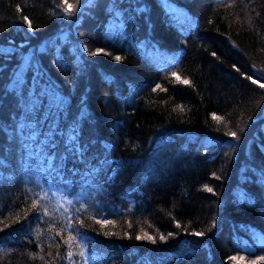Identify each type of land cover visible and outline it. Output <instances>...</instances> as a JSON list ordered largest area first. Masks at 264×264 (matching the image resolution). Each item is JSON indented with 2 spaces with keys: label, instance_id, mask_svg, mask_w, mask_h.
Wrapping results in <instances>:
<instances>
[{
  "label": "trees",
  "instance_id": "16d2710c",
  "mask_svg": "<svg viewBox=\"0 0 264 264\" xmlns=\"http://www.w3.org/2000/svg\"><path fill=\"white\" fill-rule=\"evenodd\" d=\"M59 2L0 0V264L65 253L67 217L84 221L79 264L264 256V79H246L264 77V0H80L69 18ZM37 194L53 231L24 216Z\"/></svg>",
  "mask_w": 264,
  "mask_h": 264
},
{
  "label": "snow or ice",
  "instance_id": "6c2138e0",
  "mask_svg": "<svg viewBox=\"0 0 264 264\" xmlns=\"http://www.w3.org/2000/svg\"><path fill=\"white\" fill-rule=\"evenodd\" d=\"M79 3H80V0H60L59 3H55V9H59V13H57L56 11H53L52 15L62 14L65 18H69V17L73 16L74 12L77 10ZM90 3H91V0H90ZM17 11H21V8L19 5L17 6ZM23 22L27 25V27L29 29H32V23L29 20L27 15L23 16ZM84 50L86 52H88V55H90V56H95L98 53L103 51L102 49H97L96 51H90L87 49L86 46H85ZM213 55H215V53H213ZM113 59H115L116 61H120L122 58L120 56H114ZM233 68H235L237 71H239V69L236 68L235 65H233ZM260 71H264V69H260ZM242 75H243V73H242ZM172 76L176 77L180 83L187 84V85L191 84V82L187 79H180V77L176 73H172ZM246 79L251 80L253 84H257L259 79H264V77H259L258 79H253L252 76H246ZM160 87L161 86L159 84H157L155 86V88H153V91H155L156 89H159ZM259 87L264 89V83H260ZM177 108L181 112L184 111L183 107H181V106H177ZM211 118L214 121H217L218 123L223 120V117L217 116L215 113L211 114ZM227 127H228V125H227V123H225V128H227ZM236 127L239 129L240 132L244 131V129L240 128L239 125H236ZM225 134L230 136L233 140L238 141L240 139L237 131L228 130ZM74 150L78 151V149H74ZM225 155L227 156L228 154L226 153ZM49 166L51 167V165H49ZM213 176L216 179L220 178V177L216 176L215 173H213ZM203 190L206 192H213V189L211 187H209L208 185H204ZM37 197H38L37 199H33L31 201V207L24 211V216L27 217L29 211H35L38 214V218L49 217L52 220V223L49 225V231H53L55 229V226H56V219L54 217H52V210L47 205L41 203V201L48 199L47 194H45L42 197L39 196V194H37ZM67 203L72 204V200H68ZM59 207L63 208L64 205L60 204ZM85 210H86L85 205L83 203L80 204L79 207L75 208L76 213H82ZM67 211H68V209H65V212H67ZM74 219H75L76 223H79L81 227H84V221L82 219H79L78 217L77 218L67 217L66 222L59 228V230L55 231V236H61V234L64 232L67 233V238L66 239L62 238V243L67 246V251L65 253L62 254L59 251V249L61 248V243H55V248L57 250L55 253V256H53L52 252L48 253V256L52 258L51 260L45 259L44 256L39 255L38 253H27L29 259H37L38 258L41 261H43V264H55L56 260H66V261H68V264H79V262L73 260V257L75 255H79L81 258H85L86 253H85V250H84L82 243L79 242L82 240V236L74 228ZM89 219H93V217L89 216ZM19 220H20V216H19V214H17L14 217L13 222H19ZM95 223L101 224V227L103 228L104 225L113 224L114 222L111 220H108V219H104V220L97 219V220H95ZM0 224H3L5 228L9 227V225L7 223H4V221H0ZM175 226L177 228L181 227L179 222H175ZM129 227H131V224H129ZM149 227H151V225H149ZM70 229L72 231H69ZM2 230L3 229H0V231H2ZM73 232H76V234L74 235ZM103 234L105 236L116 235V233H113V232H104ZM191 234L195 235V236H203L205 233L203 231H194ZM36 235H37V237H39V235H40V232L38 230L36 232ZM123 235L125 237H127L129 234L127 232H124ZM174 235H175V233H173V232H168L167 235L159 234V239L161 241H166L168 238L173 237ZM50 239L54 240V237H50ZM135 239L138 241L145 240V241H149L151 243H156V237L153 235H150L143 228H141L140 231L135 235ZM73 248H76L79 251L74 252ZM7 251L9 253H11L13 250L8 249ZM228 259L231 261H234V262H240V261H244L245 258L243 256L233 255V256L228 257ZM258 261H264V256L258 257L257 260L249 261V264H258ZM85 264H87L86 261H85Z\"/></svg>",
  "mask_w": 264,
  "mask_h": 264
}]
</instances>
